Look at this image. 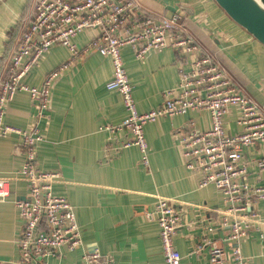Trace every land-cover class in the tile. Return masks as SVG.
Masks as SVG:
<instances>
[{
	"label": "crops",
	"instance_id": "crops-1",
	"mask_svg": "<svg viewBox=\"0 0 264 264\" xmlns=\"http://www.w3.org/2000/svg\"><path fill=\"white\" fill-rule=\"evenodd\" d=\"M149 14L181 16L189 34L228 73L240 91L264 110V45L234 23L214 0H135ZM34 0H0V76L27 26ZM95 30L79 32L74 42L84 48ZM124 67L132 84V96L140 112L163 102L164 93L177 86L178 69H187L188 58L171 46L150 51L143 61L136 60L131 48L122 49ZM69 60L68 50L51 47L24 78L29 86H40L45 76ZM111 62L95 51L82 52L78 59L54 82L50 109L37 120L38 110L29 94L19 91L5 110V122L29 128L38 122L44 139L38 144L36 162L40 170L57 173L62 182L52 187L54 194L66 197L74 206L82 240L88 249L98 248L110 256L113 264H164L159 226L152 219L154 195L175 197L207 208H222L223 195L213 185L199 187V175L186 170L175 144L178 131L194 127L205 130L209 119L205 112H186L164 116L144 126L148 165L140 161V152L130 147L121 152L116 142L124 132L110 133L104 125L121 122L126 111L120 95L106 88L111 77ZM230 134L236 130L226 124ZM19 137L0 136V176L17 171L23 158L18 150ZM244 149L249 163L246 180L262 184L253 166L257 149ZM27 184H9V196L0 200V264H14L18 258L15 239L20 220L13 201L24 198ZM264 218V201L255 205ZM182 223L174 243L181 255L180 264H206L207 248L202 238L212 216L202 210L182 208ZM214 223V220H211ZM209 238L221 243L226 231L217 224ZM260 233L263 236H260ZM200 253H194L198 246ZM223 247L228 250L229 244ZM247 264H264V229H253L241 243ZM45 264H83L80 250L47 256Z\"/></svg>",
	"mask_w": 264,
	"mask_h": 264
},
{
	"label": "built area",
	"instance_id": "built-area-1",
	"mask_svg": "<svg viewBox=\"0 0 264 264\" xmlns=\"http://www.w3.org/2000/svg\"><path fill=\"white\" fill-rule=\"evenodd\" d=\"M95 30L84 48L74 42L76 34ZM61 45L69 52V60L50 71L40 86H29L24 78L51 47ZM171 46L188 58L187 69H178V84L164 93L163 102L140 112L132 96V84L124 67L122 49L131 48L136 60L143 61L150 51ZM95 51L111 62V77L106 88L120 95L125 118L114 125H104L110 133L124 132L126 137L114 148L121 152L136 147L140 161L148 165V146L144 126L164 116L186 112H205L209 127L198 130L194 122L178 131L175 144L186 170L199 175V187L213 185L223 195L222 208H207L175 197L154 195L152 219L159 226L164 264H180L175 246L177 229L182 223V208L202 210L212 216L205 226L202 241L207 248L206 264H247L241 243L253 229H264V218L255 205L264 201V110L244 95L225 69L188 33L181 16L160 17L149 14L135 0H34L32 13L11 53L5 73L0 76V136L19 137L21 167L0 176V200L9 196V184H27L24 198L13 201L20 220L15 239L18 258L14 264H45L47 256L80 250L83 264H113L110 256L98 248L88 249L82 240L74 206L64 196L54 194L52 187L62 182L57 173L42 171L36 162L38 144L44 139L38 122L29 128H18L5 122L7 104L19 91L29 94L44 118L50 109L55 80L74 63L82 52ZM236 130L228 133L226 124ZM259 145V158L254 167L263 183H250L249 163L244 149ZM225 229L221 243L209 238L214 225ZM262 237L263 234L260 233ZM223 244H229L228 250ZM198 246L194 253H200Z\"/></svg>",
	"mask_w": 264,
	"mask_h": 264
},
{
	"label": "water",
	"instance_id": "water-1",
	"mask_svg": "<svg viewBox=\"0 0 264 264\" xmlns=\"http://www.w3.org/2000/svg\"><path fill=\"white\" fill-rule=\"evenodd\" d=\"M227 16L264 45V0H214Z\"/></svg>",
	"mask_w": 264,
	"mask_h": 264
}]
</instances>
